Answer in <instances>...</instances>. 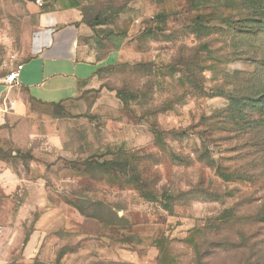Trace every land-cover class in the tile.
Listing matches in <instances>:
<instances>
[{"label": "rangeland", "instance_id": "obj_1", "mask_svg": "<svg viewBox=\"0 0 264 264\" xmlns=\"http://www.w3.org/2000/svg\"><path fill=\"white\" fill-rule=\"evenodd\" d=\"M259 1L79 0L86 21L103 25L89 42L95 83L39 109L60 118L35 125L45 133L29 150L0 138L1 157L36 182L13 194L36 245L8 264H264ZM45 5L0 0L3 73L28 14L54 8ZM230 15L250 31L220 22Z\"/></svg>", "mask_w": 264, "mask_h": 264}, {"label": "crops", "instance_id": "obj_2", "mask_svg": "<svg viewBox=\"0 0 264 264\" xmlns=\"http://www.w3.org/2000/svg\"><path fill=\"white\" fill-rule=\"evenodd\" d=\"M43 1L54 8L36 7L21 27L17 62L11 66L12 70L23 65L20 86L4 85L6 74L0 71V138L22 150H29V141L36 134L45 133L35 130L36 124L60 118L39 109L67 105L93 86L101 67L98 53L89 42L98 39L103 25L93 26L86 21L79 0ZM110 37L116 40V48L123 43L122 38ZM22 166L24 170L0 155V225L4 228L0 264H8L19 246L27 252L36 245V234H30L25 227L26 206L21 202L14 206L13 202L19 183H36Z\"/></svg>", "mask_w": 264, "mask_h": 264}, {"label": "trees", "instance_id": "obj_3", "mask_svg": "<svg viewBox=\"0 0 264 264\" xmlns=\"http://www.w3.org/2000/svg\"><path fill=\"white\" fill-rule=\"evenodd\" d=\"M204 3L208 4L212 2V0H203ZM221 5L225 7H237V8H243V7H248L254 8L255 6H259L260 1L259 0H220ZM246 19L247 17H243L240 19L235 20L232 15L228 17H224L220 19V22H225L227 23L230 27L237 29L240 32H249L250 28L246 27ZM212 21L208 22V26L204 25V29H209L212 30L214 28H217V26L214 24L212 25Z\"/></svg>", "mask_w": 264, "mask_h": 264}, {"label": "built area", "instance_id": "obj_4", "mask_svg": "<svg viewBox=\"0 0 264 264\" xmlns=\"http://www.w3.org/2000/svg\"><path fill=\"white\" fill-rule=\"evenodd\" d=\"M38 5H43L44 2L43 0H36ZM22 70H23V65H18L16 68L10 70L2 79V82L4 85L7 87H16L20 86L22 82ZM4 235V228L2 225H0V239Z\"/></svg>", "mask_w": 264, "mask_h": 264}]
</instances>
